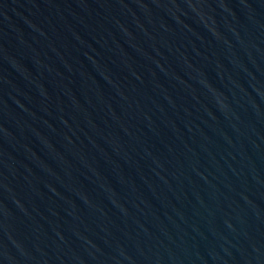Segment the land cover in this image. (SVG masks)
<instances>
[{"label": "water", "instance_id": "obj_1", "mask_svg": "<svg viewBox=\"0 0 264 264\" xmlns=\"http://www.w3.org/2000/svg\"><path fill=\"white\" fill-rule=\"evenodd\" d=\"M0 264H264V0H0Z\"/></svg>", "mask_w": 264, "mask_h": 264}]
</instances>
